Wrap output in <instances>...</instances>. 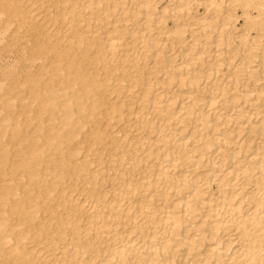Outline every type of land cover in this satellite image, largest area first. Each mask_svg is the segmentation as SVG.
<instances>
[{
    "label": "bare ground",
    "instance_id": "1",
    "mask_svg": "<svg viewBox=\"0 0 264 264\" xmlns=\"http://www.w3.org/2000/svg\"><path fill=\"white\" fill-rule=\"evenodd\" d=\"M151 1L0 0V39L5 38V32L25 33L24 37L20 32L23 39L21 41V38L17 40L14 37L19 43H14V38L12 40L14 47L16 44L14 51L20 57L17 60L14 58L13 66L9 64L13 67L8 72L9 76L6 74V78L8 76L11 80L10 83L5 82L8 85L6 87L3 81L0 82L6 87L1 89L5 92L0 95V108L6 115L5 120L3 118L1 121L4 125L5 122H11L17 107L13 103L26 96L24 94L20 98L13 97L16 100L11 101L12 104L9 103L11 97H8V103L5 99L8 96L5 93L14 92L13 88L17 89L16 81L20 79L26 82L25 85L21 81L33 101L37 100L38 105H41L39 107L49 111L47 119L50 121L42 122V108L38 107L41 117L37 115L39 124H35L39 128L43 129L41 123L52 122L54 110L59 109V96H66V100L63 97L64 101L60 104L63 102V108L68 107L63 110L64 116L60 115L61 127L57 120L59 124L46 125L48 128L45 126L46 131L56 128L54 132L44 130L37 134L40 139L34 137L35 141L42 140L40 145L34 144V140H31L33 136L28 139L34 146L29 144V147L27 144L29 148L22 152L20 161L17 157L16 161H9L7 146L16 142L14 147H18L16 144L27 138L28 130L24 133L22 124L10 123L9 131L12 129V133L9 139L0 140L1 175L4 172L0 177L7 175L5 170H9L12 176L21 167L20 175L24 174L30 186L35 184L36 187L32 193L28 189L29 194L23 183L16 182L19 177L9 176L11 180L15 178L11 183L14 181L17 185H22L17 190L19 197L13 199L11 195L12 200L6 204H9L12 215L16 213L21 216L17 219L14 214L16 217L13 219L14 215H11L12 223L9 224L13 225L10 228L8 224L9 233L16 232V229H20L21 233L24 229L20 227L22 223V227L26 226L25 222L27 226L31 225L34 218V221L38 219L42 222L49 215L47 222L55 225L50 229L51 224H45L44 227H39L44 222L37 224L39 229L47 231L46 235L43 233L42 243L46 242L41 248L37 246V250L35 245L41 242L36 237L40 232L36 222L32 225V228H37L38 235L35 233V239L38 244H34L32 238L36 251L26 248L30 252L33 250L31 256H27L29 252L26 254V249L24 251L25 239L29 238L31 232V237L34 236L30 226L31 232L26 230L31 233L28 237L25 234L28 232H24L21 237L17 235V240L11 233L19 243L10 241V246H4L6 242H1L5 238L2 236L8 233L5 230L8 229L0 227L2 232H6L3 235L0 231L3 238H0L3 264H236L239 255L243 258L238 264H264V81L258 84L259 79L264 80V68L261 72L257 71L262 76H255L252 70L251 75L248 71L250 75L246 77L254 78L250 82L247 79L242 81L243 77L240 78L237 72L233 79L224 78L220 83L222 69L219 67L224 65L221 63L224 54H218L217 60L209 64L211 60L206 59L208 55L204 53L205 50H195V42L185 45L182 35L186 32L188 20L193 19L199 26L207 28L215 16H211L213 19H206L205 10L204 15L201 13L203 16L196 17L194 12L184 17L183 11L188 12L192 6L199 5L206 8L210 6L209 11L212 12L221 10L224 0H183L185 2L179 6L182 0H178L177 8L175 6L170 12H173V19L181 17V21L178 20L180 22L173 23L174 26L171 27L163 25L165 21L157 17L161 27L157 30L160 29L158 32L169 39L170 47L159 38L161 35L151 31L152 24L156 22L150 17L154 6ZM237 1L239 0H233V3ZM240 1L243 4V0ZM258 1L256 12L264 16V3ZM246 4L248 5H243L246 7ZM168 9L167 5L161 6L160 16L167 15ZM141 14L145 15L142 21L139 20ZM245 16L247 20L250 19V15ZM43 19L44 30L52 29L48 35L43 30L44 33L39 32L38 25ZM260 20L263 22L258 24L264 26V18ZM215 21L214 23L217 22ZM230 21L223 22L224 29ZM222 28L218 29L220 37ZM205 30L199 35L208 39L206 34L209 30L207 29L206 34ZM193 33L195 32L191 34ZM230 37L227 35L223 40L218 38L221 40L220 45L232 42L235 36L232 39ZM245 38L243 35L240 39L245 43ZM256 38L254 36L247 40L252 41L248 45L254 43L253 48L261 46L262 49L257 50H263L264 44ZM215 46L218 47V44ZM220 50L217 48V51ZM261 50L258 53L264 54V50ZM167 51L173 55H166ZM241 51L249 54L241 55V60L236 63V70L242 64L248 67L249 64L246 63L252 55L248 52L249 49ZM256 55L255 51V57ZM263 56L261 59H264ZM229 57V60L233 59V56ZM149 58H153L151 64L146 63ZM176 58L179 60L176 61ZM163 62L165 64L162 65ZM172 62H176V65ZM204 62L208 63L206 68L201 66ZM31 66H36V70H31ZM219 70L220 77L216 75ZM224 74L225 72L222 76ZM200 78H211V84L202 85ZM231 82L235 87L233 91L232 86H228ZM18 84L22 87L21 83ZM105 90L115 94L106 97L103 94ZM123 90L124 95L120 96L119 92ZM251 92L256 94L252 96ZM19 104L24 105L21 102ZM61 109L58 110L59 113ZM27 110H30L29 106ZM56 112L55 116L58 114ZM32 120L36 122V118ZM88 122L91 124L89 128L83 129L88 131L87 134L83 131L80 133V128H84V124L88 125ZM113 123L120 127L124 123L122 129L120 128L121 135L117 132L119 126L115 134L110 128V132L106 129V125L108 128ZM39 128L36 127V131ZM121 130H118L119 133ZM116 132L120 137H116ZM77 133L82 134L80 140L86 143L85 146L81 143L84 150L81 154L78 149L80 141L79 145L74 141L78 148L74 147L76 145H69V142L81 137L74 138V135H79ZM110 134L111 140L107 139ZM2 135L1 133L0 136ZM58 137L60 139L57 140ZM22 144L26 145L20 143ZM15 153L21 155L19 151ZM49 154L51 155L47 158ZM54 154L56 156L50 159ZM77 154L81 156L78 157ZM46 158L51 162L49 166ZM33 159L35 162H32ZM41 162L48 163L46 166L42 165L51 170L53 174L48 173L52 174L51 178L47 174L39 175L49 170L43 169L46 170L43 172L41 169L42 172L39 173L37 166ZM39 166L42 167L41 164ZM110 170H113L111 174H107ZM256 172L257 175L254 174ZM3 184H0V214L6 208H2V204L5 206L2 200L9 194L8 189L11 187ZM65 186L70 187L69 192H65ZM97 191L100 194H96ZM18 193L14 192L15 196ZM60 207L63 211L60 210L59 213L57 210ZM40 210L49 215L45 214V219L43 216V219H36ZM0 216V226H5L7 217H4L5 214ZM17 223H21L20 226ZM46 225L50 226V230H47ZM233 230H236L235 236H231L234 233L230 231ZM9 237L7 240L11 239ZM38 237L42 238L40 235ZM236 238L240 241L239 247L233 249L232 244ZM28 240L30 244L31 240ZM209 241L214 245L209 246Z\"/></svg>",
    "mask_w": 264,
    "mask_h": 264
},
{
    "label": "rangeland",
    "instance_id": "2",
    "mask_svg": "<svg viewBox=\"0 0 264 264\" xmlns=\"http://www.w3.org/2000/svg\"><path fill=\"white\" fill-rule=\"evenodd\" d=\"M153 1H154V2H153ZM177 1H178V0H170V1H169V0H152V1H151V2H152L151 4H154V6H153V8H152V9H153V14H151L150 17H152V19H154L156 22H157V19H158V18H159L160 20H164L165 22H164L163 25L167 24L166 27L174 26V24L179 23V22L181 21V17H180V19H179V18H178V19H173L174 16L171 15L173 12H170V11H173V10H174L173 8H174L175 6H176L175 8H177V4H178V2H179V1H178V2H177ZM182 1H183V0H182ZM182 1L179 2L178 6H179L180 4H182V3L185 2V1H183V2H182ZM245 1H246V2H245ZM252 1H253V2H252ZM175 2H176V3H175ZM238 2H239L240 4L242 3L240 0L237 1L236 3H233V0H232V1H230V0H224L223 3L225 4V6H224V4H223L222 6H220V8L222 7L221 10L219 9V10H216V11H213V12H212V11H209V10H210V6L206 8V6H204V5H201V6L199 5V6H197V7H196V6H195V7L192 6V7H191L192 9H190L188 12H186V11L183 9V10H184V11H183V12H184V17H186V16H185L186 14H187V16H189L191 13H194V12H196V14H195L196 17H197V16H203L204 13H205V10H206L205 15L207 14V15H206V17H207L206 19H209L208 17H210V19H211V18L213 19V17L215 16V17H214L215 19H213L212 21H210V22H211L210 24H212V23H213V24H212L211 26H210V24L207 25V28H206V26H205L206 30H205V28H204L203 26H199L198 24H196V21H195V20H194V22H193V19L188 20V21H187V25H188V26H187V25L185 26V28H186V30H185L186 32H184V33H185V34H184L185 36H184V35H182V36L184 37L183 39H184V41H185V45H190V44H192V42H193V44H194V42H195V47H196L195 50H202V49H203L202 51L205 50L204 53H206V55H208V56H206L205 54H203V55L206 56V59H207V60L209 59L208 61L211 60V61L209 62V64H213V62H215L214 60H217L216 57H218V56H217L218 54H221V56L224 54V55H223L224 58H223V60H222V62H221L222 64L224 63V65H223L222 67H219V69H220V68L222 69V73L220 72L221 70H219V73L216 74V75H218V77H220V75H221V74L223 75V73L225 72L224 76L221 75V77H220V83L223 82L224 78L227 79V80H231V79H233V77H236L237 74L240 75V78L243 77V78L241 79L242 81H243V80L246 81L245 79H247V80L250 82V81H252V79L254 80V78H253V77L247 78V77H248L250 74L252 75V73H255V74H256V75L254 74L255 76H257V75L260 76L262 73L259 74V73H257V71H258V72H259V71L261 72V71H263V68H264V65H263V64H264V61H263L264 59H261V58H262L261 56H263L264 54H263V53H258V52H260V50L262 49V47H261V46H260V47L257 46V48H256V47L254 46V48H256V49H254V48L252 47V45H255V44L253 43L252 45L249 46V45H248V42H250V41H247V40H249V39H251V38H253V37L255 36V37H257L256 39H259V40H257V41H260V43L262 42L261 44H264V31H263V30H264V26H263L262 24H258V23H262V22H263V20H260V18H264V16H263V15L260 16V15H258L257 12H256V9H257V7H258L257 4H256L257 0H243V4H244V3H248V5H247V4H246V5L249 6V7L246 6L247 8H246L245 5H243V4H241V6H239L240 4L238 5ZM258 2H260V0H259ZM261 2L264 3V0H261ZM232 3H233V4H232ZM254 3H255V4H254ZM251 4H252V5H251ZM164 5H167V7L169 8V9H168V10H169L168 12H169L170 14L168 13L169 15L167 14V15L160 16V15H162V14L160 13L161 6H164ZM242 5H243V6H242ZM253 6H255L256 8L253 7ZM154 7H155V8H154ZM170 8H171V9H170ZM172 9H173V10H172ZM194 9H195V10H194ZM263 9H264V7H263ZM191 10H192V11H191ZM198 12L200 13L199 15H198ZM203 12H204V13H203ZM246 12H247V13H246ZM201 13H202L203 15H202ZM244 14H245V15H247V14L250 15L249 18L251 19V17H252V20H251L252 22L250 21V19L247 20V19L245 18V17H247V16H245ZM253 15H256V17H258L259 19L256 18V17L253 16ZM171 16H172V17H171ZM211 16H213V17H211ZM157 17H158V18H157ZM144 18H145V15H143V14L139 15V20L142 21V20H144ZM255 18H256V19H255ZM172 19H173V20H172ZM244 19H245V20H244ZM178 20H180V21H178ZM182 20H183V19H182ZM215 20H216L217 22H216ZM227 20H231V21H230V24H228L229 26L226 25L227 27L224 29L225 26H224V25L222 26V24H224ZM255 20H256V21H255ZM257 20H260V22L257 21ZM42 21H43V22H42ZM155 21H154V22H155ZM214 21H215L216 23H214ZM253 21H254V22H253ZM156 22H155V23H156ZM162 22H163V21H162ZM223 22H224V23H223ZM155 23L152 24V28H153V29L151 30L152 33H153V34H156V33H157V34H159V35L163 34V33H161V32H158L160 29L157 30V28H161V27L159 26L158 22H157V24H155ZM173 23H174V24H173ZM192 23H193V25H191ZM219 23H220V24H219ZM231 23H232V26H231ZM251 23H252V24H251ZM44 24H45L44 19L41 20V22H39V25H38V28L40 29L39 32H41V33L46 32L47 35H48L52 29H50V31H48L49 29H47V30L45 31V30H44V29H45V26H43ZM160 24H161V23H160ZM214 24H215V26H214ZM255 24H256V25H255ZM257 24H258L259 26H258ZM157 25H158V26H157ZM217 25H218V26H217ZM208 26H209V27H208ZM230 26H231V27H230ZM202 27H203L204 30H205V34L208 33V30H209V33L206 34V35L209 36L208 39H206V38H207L206 36L203 37V35H201V36L199 35V33H201L202 31H204V30H202V29H203ZM222 27H223V28H222ZM260 27H261V28H260ZM262 27H263V28H262ZM221 28L224 30V31L222 30L221 37H222V36L226 37L227 35H228V36H231V37L235 36V37H233V40H231L232 42H230V43H232V44L229 43V44H230V45H229V44H224V43H223L224 45H220L219 42H220L221 40L218 39V38H221V37H220V35H218V29L221 30ZM230 28H231V30H228V29H230ZM197 29H198V30H197ZM200 29H201V30H200ZM207 29H208V30H207ZM42 30H43L44 32H43ZM259 30H261V31H259ZM139 31H140V30H139ZM196 31H197V32H196ZM198 31H199V32H198ZM227 31H228V33L232 31L233 33L231 32V33H229V34H232V35L234 34V35H233V36H232V35H229V34L227 33ZM258 31H259L260 33H258ZM20 32L23 33V31H17V32L14 31V32H11V33H10V32H8V33L5 32V38H4L3 40L0 39V47H1V49H2V50H0V78H1V79H0V82L3 81V82H4L3 85L5 84V82L7 83V81H8V83H10L9 81H11V80H10V78L8 77V76H9L8 72L13 68V67H11V66L14 65L13 62L15 61V59L17 60V58L20 57V56L18 55L19 53L17 52V55H18V56H17L16 53H15V51H14V48L16 47V44H17L16 42L19 43V41L23 40V39H22V35L25 37V35H24L25 33H23V34L21 35ZM141 32H142V30H141ZM192 32H195V33L191 34ZM9 33H10V34H9ZM197 33H198V34H197ZM225 33H226V34H225ZM16 34H17V35L20 34V36H16ZM210 34H211V35H210ZM224 34H225V35H224ZM257 34H258L260 37H258ZM261 34H263V35H261ZM0 35H1V34H0ZM13 35H14V36H13ZM42 35H43V34H42ZM163 35H164V34H163ZM163 35H161V37H159V38H160V39L162 38V41L165 42V44H167L168 47H170V41H168L169 39H167V37H163ZM194 35H195V36H194ZM196 35H197V36H196ZM240 35H242V36H243V35L246 36L247 40L245 41V43L243 42L242 39H240V38L242 37V36H240ZM157 36H158V35H157ZM192 36H193V37H192ZM198 36H199V37H198ZM237 36H238V37H237ZM14 37H15V38L17 37V38H16L17 40H19L20 38H21V39H20L19 41H17ZM24 37H23V38H24ZM200 37H201V38H200ZM224 37H222L221 39H222V40H223V39H226V38H224ZM231 37H230V39H232ZM0 38H1V36H0ZM2 38H3V37H2ZM13 38H14V40H13ZM163 38H164V39H163ZM196 38H198V39H196ZM246 38H245V39H246ZM205 39H206V40H205ZM12 40L14 41V43H16V44H14L15 47L13 46V43H12L13 41H12ZM195 40H197V41H195ZM203 40H204V41H203ZM215 40H216V41L218 40V42H216ZM15 41H16V42H15ZM206 41H207V42H206ZM10 42H11V44H10ZM216 43L218 44V47L215 46ZM241 43H244L245 46H244L243 44H241ZM246 43H247V45H246ZM250 43H252V41H251ZM250 43H249V44H250ZM225 45H227V47H226ZM228 45H229L230 47H229ZM237 45H238V46H237ZM221 46H222V47H221ZM10 47H11V48H10ZM185 47H186V46H185ZM207 47H208V48H207ZM215 47H216V49H215ZM220 47H221V48H220ZM242 47H243V49L246 50V51H248V49H249L248 52H250V55H251V53H252V55L250 56L251 58L249 57V61L246 63V64H249V65H247L248 67H246L245 64H242V65H244V66H243L244 69H243V67H241L242 65H240V68H239V69L237 68V70H236V68H235V67L237 66L236 63L238 64L237 61L241 60V55H244V54H245L244 56H246L247 54H249V53L246 54L245 51H241V50H243ZM248 47H249V48H248ZM250 47H251V49H250ZM5 48H6V49H5ZM217 48H218V50H220V49H221V50H220V51H217ZM222 48H223V49H222ZM238 48H239V49H238ZM240 48H241V49H240ZM258 48H261V49H260V50H257ZM252 49H253V51H251ZM230 50H231V51H230ZM232 50H233V51H232ZM234 50L236 51V53H235ZM238 50H240L241 53H240V52H237ZM263 50H264V49H263ZM263 50H261V52H262ZM221 51H222V52L224 51V52L222 53ZM255 51H256V54H257V55L260 54V56H259V55H258V56L256 55V57H255ZM220 52H221V53H220ZM263 52H264V51H263ZM169 53H170V52L167 51V54H166V55H173V53H172V54H169ZM202 53H203V52H202ZM231 53H232V54H231ZM235 54H237V55H235ZM253 54H254V56H253ZM261 54H263V55H261ZM229 55H230L231 57L233 56L234 61H232V60H233L232 58H231V60H229V58H230ZM234 55H235V56H234ZM108 56H110V55H108ZM219 56H220V55H219ZM225 56H226V58H225ZM239 56H240V57H239ZM207 57H209V58H207ZM263 57H264V56H263ZM14 58H15V59H14ZM225 59H226V62H227V63L224 61ZM251 59H252V60H251ZM13 60H14V61H13ZM154 60H155V59H154ZM156 60H157V59H156ZM178 60H179V59L176 58V61H178ZM207 60H205V61H207ZM227 60H228V61H227ZM250 60H251L252 63L250 62ZM255 60H256V61H255ZM212 61H213V62H212ZM261 61H263V62H261ZM147 62H148V63H147ZM149 62H150V63H149ZM152 62H153V58H152V59L149 58L148 61H146L147 64H151ZM211 62H212V63H211ZM230 62H231V63H230ZM174 63H175V65H176V62H172L173 65H174ZM200 63H201V62H200ZM204 63H205V62H204ZM204 63L201 65L202 67L208 66V65H207L208 63H207V62H206L207 64H206V63L204 64ZM261 63H263V64H261ZM9 64H10L11 66H10ZM161 64L163 65V64H165V63L163 62V63H161ZM250 65H251L252 67H251ZM253 65H254V66H253ZM220 66H221V65H220ZM227 66H228V67H227ZM9 67H10V69L8 70ZM249 67H251V69H250ZM260 67H261V68H260ZM36 68H37L36 66H34V67L31 66V70H33V69L36 70ZM168 68H170V67L168 66ZM205 68H206V67H205ZM234 68H235V70H234ZM260 69H261V70H260ZM243 70H244V71H243ZM251 70L253 71L252 73L250 72ZM254 70H255V72H254ZM241 71H242V73H241ZM248 71L250 72V74H249ZM5 72H6V73H5ZM231 72H233V73H231ZM237 72H238V73H237ZM244 72H245V74H244ZM247 72H248V73H247ZM4 73H5V74H4ZM9 73H10V72H9ZM220 73H221V74H220ZM235 73H237V74H235ZM6 74L8 75L7 78H6ZM227 74H228V75L230 74V75L228 76ZM3 75H5V76L3 77ZM241 75H242V76H241ZM244 75H245V76H244ZM43 76H45V75H43ZM246 76H247V77H246ZM261 76H262V75H261ZM228 78H229V79H228ZM263 78H264V77H263ZM2 79H3V80H2ZM4 79H6V81H5ZM222 79H223V80H222ZM197 80H199V79H197ZM210 80H211V78H209V79H205V80H203L202 78H200L199 82H201L202 85H203V84L210 85V84H211V81H210ZM21 81L23 82L24 80L20 79L19 81H16V82L21 83L22 87H23L24 84L26 85V82H25V81H24V84H22ZM263 81H264L263 79H259V81H258L259 83H258V82H257V83H258V84H261ZM218 82H219V80H218ZM218 82H217V83H218ZM8 83H7V84H8ZM18 83H17V84L15 83V84L17 85V86L15 85V87H17V89H16V88H13V89H12L14 92H10V91H9L10 93H9V92L5 93V95H8V96H5V99H6L7 103H8V101H9V98H8V97H11L9 103L12 104L11 101H13V100L15 101V100H16L15 98H20L21 96H25V95H26V96H25V98L22 97L20 100L17 99V100H16L17 102H16V101H15V102L13 101V102H14L13 104H14L15 106H17L16 109H14V114H15V115L12 114V118L14 117V118H13L14 121H12L13 119L11 118V119H10L11 122H8L9 124L7 123L8 126H6V127H5V125H7L6 122L4 121V122H5V125H4V123L1 121V119H3L6 115H5V113H3L4 110L0 108V112H1V113H0V121H1V122H0V125H1V124L4 125V126H2V125L0 126V135H1V133H2V134H3L2 136H4L3 139H1L2 136H0V140H1V141H6V140L9 139L10 134L12 133V129H11V131H9L10 128H11V127H10L11 124H12V125H14V124H16V123H17V124L19 123V125L22 124L21 126L23 127V131L25 130L24 133H25L27 130H28L29 133L26 132L27 138L24 139L25 141L22 140V141L20 142V143H26V145H24V144L20 145V143H17L16 145H17L18 147H16V148L14 147L16 142L13 143L14 145H13V144H12V145L10 144L11 146H10V145H8V146L6 145L7 147H9V148H7L8 150L6 151V153L8 154V158L10 159L9 161H11V160H13V161L15 160V161H16V158H15V157H17L18 161H20L21 156H22V152L24 153L26 150H28L27 148L31 147L30 145L34 146L33 144L30 143L31 140H34V144H35L36 146L40 145L41 143H39V142H42V140H39V141L36 140V141L38 142V144H37V142L35 141V139L37 138V134H38L39 132H41V131H42V132H43L44 130L46 131V129L48 128L47 126H48L49 124H52V123L55 124V123H58V121H59V123L62 122V121H60V119H62L61 117L64 116V112H63V110H65L66 108H68V107H64L65 109L63 108V105H64L63 102L61 103V104H63V105L60 104L61 101H64L63 99L66 100V98H65L66 96H65V95H61L62 98L64 97L63 99L59 96V99H60V100L57 99V101L59 102L57 107H58L59 109L63 108V109H61V113H59V112H60V111H58L59 109L56 108L58 114H56V116L54 115L55 112H56V109H55L54 112H53L54 114H52V117H53V119H54L56 122H55L53 119H51L52 122H49V124H46V122H44L45 125H44V123H41V124H42V128H43V129H41V128H39V127L37 126V124H35V123H38V122H37V120L39 119L38 116H40V114L42 113V114H41V115H42V118H43L42 122H43V121H46V120H49V119H47V118L49 117V115H50L49 113H47V112H49V111L45 110L43 107H39V106H41V105H40V104L38 105V101H37V100H34V101H37V103L34 102L33 99H32V98L29 96V94L26 92V90H24L25 85H24V87L22 88V87L18 86V85H20V84H18ZM7 84H5L4 86L7 87V86H8ZM232 84H233V83L231 82V83H229L228 86H229V87L232 86L233 89L231 88V90L233 91V90H235V87H234V85H232ZM0 86H2V83H0ZM4 86H2V88H0V90L3 89ZM6 87H4V89H5ZM19 87H20V88H19ZM110 87H111V86H110ZM21 88H22V89H21ZM14 89H16V91H15ZM19 89H21V90H20L21 93L18 92ZM116 89H117V88H116ZM118 90H119V89H118ZM2 91H3V92H2ZM4 92H5V90H1L0 95H3ZM17 92H18V94H17ZM22 92H23V93H22ZM104 92H105V93H104ZM104 92H103V94H104L106 97H110V96H113V95L115 94L114 92H112L113 94L109 93L108 90H107V91L105 90ZM8 93H9V94H8ZM11 94H12V95H11ZM15 94H17V95H15ZM24 94H25V95H24ZM107 94H108V95H107ZM125 94H126V93H125ZM253 94H254V92H251L250 95L254 96V95L256 94V92H255L254 95H253ZM10 95H11V96H10ZM119 95H120V96H121V95H124V90L121 91V93L119 92ZM15 96H16V97H15ZM18 96H19V97H18ZM13 97H15V98H13ZM27 98H28V99H27ZM29 98H30V99H29ZM57 98H58V97H57ZM11 99H12V100H11ZM26 99H27V100H26ZM61 99H62V100H61ZM112 99H113V98H112ZM21 100H22V101H21ZM25 100H26V101H25ZM19 101H20L21 103H23L24 105H20V104H19V103H20ZM28 101H29V102H28ZM32 101H33V102H32ZM240 101H241V99H240ZM240 101H239V102H240ZM253 101H255V100H253ZM26 102H27L28 104H27ZM31 102H32V103H31ZM251 102H252V101H251ZM258 102H260V101H258ZM64 103H65V102H64ZM18 105H20V107H19ZM33 105H34V106H35V105H38V106L33 107ZM59 105H60V106H59ZM22 106H23L24 108H23ZM26 106H27V107L29 106V109H30L29 111H31V112H29V111L27 110V107H26ZM61 106H62V107H61ZM65 106H67V105H65ZM0 107H1V102H0ZM38 107H39V108H42V110H41L42 112L40 111V109H38ZM20 108H21V109H20ZM25 108H26V109H25ZM32 108H33V109H32ZM18 109H19V110H18ZM23 109H24V111H23ZM43 109H44V110H43ZM2 110H3V111H2ZM21 110H22V111H21ZM45 111H46V114H45ZM4 112H5V111H4ZM27 112H29V113H27ZM40 112H41V113H40ZM57 112H56V113H57ZM20 113H21V115H20ZM23 113H24V114H23ZM1 114H2V117H1ZM17 114H19V115H17ZM61 114H62V116L60 117ZM13 115H14V116H13ZM24 115H25V116H24ZM27 115H28V116H27ZM32 115H33V116H32ZM37 115H38V116H37ZM18 116H19V117H18ZM23 116H24V117H23ZM30 116L33 117V118H36V122L33 121V120H32L33 118H31ZM45 116H46V117H45ZM15 117H16V119H17V117H18L19 119L16 120ZM26 117H30V118H26ZM40 117H41V116H40ZM54 117L57 118V119H55ZM21 118H22V119H21ZM44 118H46V119H44ZM59 118H60V119H59ZM77 119H78V117H77ZM4 120H5V118H4ZM28 120H29V121H32V123L30 124ZM57 120H58V121H57ZM75 120H76V118H75ZM16 121H18V122H16ZM49 121H50V120H49ZM102 121H103V120H102ZM13 122H14V123H13ZM26 122H28V123H26ZM10 123H11V124H10ZM33 123H34V124H33ZM47 123H48V121H47ZM59 123H58V124H59ZM86 123H87V122H86ZM86 123H85V124H86ZM102 123H103V122H102ZM38 124H39V123H38ZM75 124H76V123H75ZM85 124H84V128H83V127L80 128V130H81L80 133L83 131L84 134H85V133L87 134L88 131H85V130H87L86 128H89L88 126H90L91 124H90L89 122H88V125H85ZM89 124H90V125H89ZM113 124H114V127H113ZM113 124H110V125H112V126L109 125L108 128H107V125H106V126H105L106 129L108 130V129L110 128L109 130H110V131L112 130V132L114 133L115 130H116V128L119 126L118 129H117V132H118L119 135H121V132H122L121 129H122V127L124 126V123H123V125H122V123H121V125H122L121 127H120V125H118L117 123H116V124L113 123ZM27 125H28V126H27ZM29 125H30V126H29ZM46 125H47V126H46ZM55 125H56V124H55ZM59 125H60V127H61V126H62V123H60ZM242 125H243V124H242ZM245 125H248V123H246ZM245 125H244V126H245ZM45 126H46L47 128H46ZM85 126H86V127H85ZM115 126H116V127H115ZM36 127L39 128V130L37 129V131H36ZM58 127H59V126H58ZM2 128H3V129H2ZM4 128H5L6 130H5ZM24 128H25V129H24ZM120 128H121V129H120ZM55 129H56V128H54V130L52 129L53 132L55 131ZM83 129H85V130H83ZM1 130H2V131L5 130V131H4V132H1ZM7 130H8V131H7ZM52 130L50 129V130H47V131H48V132H51ZM109 130H108V131H109ZM113 130H114V131H113ZM118 130H121L120 133H119ZM47 131H46V132H47ZM84 131H85V132H84ZM110 131H109V132H110ZM5 132H6V133H5ZM8 132H9V134H8ZM117 132H116V137H117V136L120 137V136L117 134ZM113 133H112V134H113ZM5 134H6V136H5ZM28 134H29V136H28ZM77 134H79V133H77ZM114 134H115V133H114ZM114 134H113V136H115ZM8 135H9V136H8ZM26 135H24V136H26ZM35 135H36V136H35ZM32 136H33V138L31 139ZM75 136H76V137H77V136H78V137L81 136V137H80V138H75ZM83 136H84V135H83ZM111 136H112L111 134H110L109 137L107 136V137H108L107 139L110 138V140H111ZM29 137H30V138H29ZM34 137H36V138H34ZM23 138H24V137H23ZM72 138H73V137H72ZM72 138H71V141L73 140ZM74 138H75L76 140L74 139V140L72 141L73 143H72V142H69V145H70V146H74V145H76V146H74V147H77V146L79 145V143H80V145H81V143H82L83 146L86 145L85 142L83 143V142H81V140H80V139H82V134L74 135ZM113 138H114V137H113ZM28 139H31V140H28ZM37 139H40V138H37ZM55 139H56V138H54V141H57V140L60 139V138L58 137L57 140H55ZM77 139H79V140L77 141ZM23 141H24V142H23ZM74 141L77 142V143H78L79 141H80V142H79L78 145H77V144H74ZM71 143H72L73 145H72ZM18 144H19L20 146H19ZM27 144H28L29 147L27 146ZM29 144H30V145H29ZM80 145L78 146L79 148H78V147H77V148L81 150V152H80V154H81L82 151L84 152V150H83L82 145H81V147H82V149H81ZM12 146H13V147H12ZM25 146H27L26 149L24 148ZM19 147H20V148L23 147L24 149H23V148L20 149ZM14 148H15V150H14ZM84 148H85V147H84ZM17 149H18V150H17ZM62 150L64 151V146L62 147ZM66 150H67V148L65 149V151H66ZM8 151H9V152H8ZM13 151H14V152H13ZM15 151H17V152H18V151L21 152V155H20V154H16ZM11 153H12V154H11ZM14 153H15V155H14ZM80 154H77L78 157L81 156ZM17 155H19V156H17ZM50 155H51V154H49V156L47 155V158H49ZM52 155H53V154H52ZM55 156H56V154H54V156H51L50 159H52V157H55ZM19 157H20V159H19ZM11 158H12V159H11ZM14 158H15V159H14ZM47 158H46L45 160H46V162L49 163V161H47ZM48 160H49V159H48ZM32 162H35L34 159L32 160ZM46 162H44V163L41 162V163H40L41 166H42L41 168H40V166H39L40 164H39V165L37 164V165H38L37 167H39L38 172H39V171L42 172L43 169H46V170L49 169V168H47V167L44 168V167L48 164V163H46ZM42 164H43V165L46 164V165L43 166ZM50 164H51V162L48 164V166H49ZM20 169H22V168L20 167ZM20 169H18V172H17V170L14 171V172H13L14 174H13L12 176L14 177V176L16 175L15 177H19V178H18L19 181H16V182L23 183V184L25 185V186H24L25 189H26L25 191H28L29 194H30V190H28V189H31V193H32V191H35V189H36L35 184H32V187H33V185H34V187L32 188V187L30 186V185H31L30 182L28 183V180L26 179V176H24L23 173H22L23 175H20V173L22 172V170H20ZM41 169H42V170H41ZM55 169H56V168H55ZM55 169H54V170H55ZM19 170H20V173H19ZM46 170H43V172H45ZM48 171H49V172H48ZM112 171H113V170H112ZM112 171L110 170V171H109L110 173L108 172L107 174H111ZM6 172H7V173H6ZM15 172H16L17 174H15ZM23 172H25L24 169H23ZM41 172H39V173H41ZM53 172L55 173L56 170L53 171ZM3 173H4V172H3ZM3 173H2V175H3ZM5 173H6L7 175L4 174L3 178L0 177V180L2 179V182L0 181V182H1L0 184H1V185H2L3 183H4L3 185H7V184H8V186H11V187L8 189V190H9V194L7 193L9 196L6 194L8 197L6 196V198L3 199L4 201L2 200L3 203L5 202V206H4V204H2V206H3L2 208L4 209V208L6 207L4 210H8V211H4V210L2 209L3 212L0 214V215H2V217H3L4 214H5L4 217H7V221H6L7 224H6L5 226L2 225L3 227H2V226H0V227H1V228H4V229H5V228L8 229V230H5V231L8 232V233H6V232H2V231H1L2 229H1V230H0L1 233H2L3 235H4V233H6L7 235H6V236H5V235L2 236V234H0V238H2V237H5V238H6V239L4 238L6 241H5L3 238H2L3 240L1 241V239H0V241H1V242L4 241L3 243L6 242V243L4 244V246H10L11 242H15V244H16V243H17V244L19 243V241L16 242V241L19 239L17 235H19L20 237L23 236V233H24V232H28V231H26V230H30V232H31L30 227L32 228V225H35V224L37 225V224H41L42 222H44L43 225H40V226L37 225V227H38V226H39V227H41V226L44 227L45 224H49V225L51 224V225H50L51 227H50L49 225H46V226L48 227L47 230L52 229L53 226H55V225H54L53 222H52V223H50V222L48 223L47 220L50 218V217H49L50 215H49L46 211H41V210H40V215L36 216V219H37V218H39V220H40V218L43 219L42 216L44 217L45 214H48L49 216L46 215V216H47V219H45V218H46V216H45V217H44L45 220H42V222H41V221L39 222L38 219L34 221V219H35V218H34V219L31 221V222H33V224H31V223L29 222L31 225L28 224V226H27V223L25 222L24 225L26 224V226H24V227H22V226H23V223H22V224L20 223L21 226H20V224L17 223V226L19 225L21 228H24V229H25L26 227H29V226H30V227H29V229L27 228V229H25V230H24V229H23V230L21 229V230H22V231H21L22 234L19 233V230H20V229H16V230H17L16 232L14 231V232H10V233H9L10 228H11L10 226L13 225V224H12V225L9 224V223L11 222L10 219H12V217H11L12 212H11L10 209H9V204H8V205H6V204L9 202V200H12V199H11V195H12V198H13V199L16 198V197H19V193H18L17 190H19V189L21 188L20 186H22V185H20V186L17 185V183L14 182V181H15V178H12V180L14 179V181H13V183H11V182H12V180H11V177H12V176H11L10 174H12V173H11L9 170H8V171L5 170ZM48 173H49V174L52 173L50 169L47 170V172H45V173H43V174H39V175H40V176H41V175L44 176L45 174H47L48 176H47V175H46V176L49 178V177L53 174V173H52L51 175H49ZM104 173H105V172H104ZM254 174L257 175V172L254 173ZM2 175H1V172H0V176H2ZM5 176L7 177V180H6V177H5ZM9 176H11V177L9 178ZM23 176H24L25 178H23ZM8 178H9L10 180H9ZM50 178H51V177H50ZM3 179H4V181H3ZM16 180H17V178H16ZM23 180H24L25 183L23 182ZM25 180H26V181H25ZM81 181H82V180H81ZM8 182H10V183L13 184V185H10ZM5 183H6V184H5ZM26 183H28L29 185L26 184ZM14 184H15V185H14ZM26 185H27V186H26ZM64 185H67V184L65 183ZM64 185H62V187H64ZM16 186H18V187H16ZM29 186H30V187H29ZM0 187H2V186H0ZM26 187H27V188H26ZM28 187H29V188H28ZM11 188H12V189H11ZM15 188H17V189L14 190ZM66 188H67V187L65 186V188H64L65 192H67V191L69 192V191H70V187H68L69 189H68V188L66 189ZM215 189H216V186L214 185V187H213V191H215ZM12 190H13V192H11ZM14 192H17L18 194L15 196L16 193L14 194ZM10 193H11V194H10ZM74 194H76V192H75ZM96 194H100V192L97 191ZM76 195H77V194H76ZM7 198H9V199H7ZM32 198H33V197H32ZM30 199H31V198H30ZM33 200H35V199H33ZM33 200H32V201H33ZM32 201H31V202H32ZM32 203H34V201H33ZM50 203H51V202H48V204H50ZM7 206H8V208H7ZM33 208H34V206H32V210H33ZM51 208H52V207H51ZM60 208H61V207H60ZM60 208H58V210H57V211H59V213H60V210L63 211L62 208H61V209H60ZM4 212H7V213H4ZM9 212H10V213H9ZM43 212H44V213H43ZM247 212L249 213L250 211H247ZM41 213H43V215H42ZM6 214H7V216H6ZM14 214H16V213H13V215H14ZM37 214H39V211H38ZM9 215H10V216H9ZM13 215H12V216H13ZM8 216H9V217H8ZM16 216H17V214H16ZM16 216L14 215L13 219H14ZM19 216H20V215L17 216V219L19 218ZM39 216H41V217H39ZM0 217H1V216H0ZM20 217H21V216H20ZM48 217H49V218H48ZM8 220H9V222H8ZM35 222H36V223H35ZM11 223H12V222H11ZM34 223H35V224H34ZM8 224H9V227H10V228L7 227ZM17 226H16V227H17ZM20 227H17V228H20ZM35 227H36V226H35ZM39 227H38V229H37V228H36V229L39 230V232H40L39 235H40V237H42V238H40V239H39V237H38L39 235L37 234L38 232H36V229H35L34 227L32 228V231H34V236L31 237V235H33V232H31L32 234H31L30 232L25 233L26 235L28 234L27 236L25 235L26 237H28L29 234H31V235L29 236V238H28V239H30L31 241H30V244H29V240H28V239H25L26 242H27L29 245H27V243L25 242L26 246H24V247H25V248H24V251H26L28 248H30V249H34L35 246H36L35 249L37 250L39 247L41 248V247L44 245V243L46 242V241H45V242L42 243V241H43V237H44L43 235H44V234L46 235L47 231H46L45 229H44V230L42 229V230H43V232H42L41 228L39 229ZM49 227H50V229H49ZM33 229H35V230H33ZM40 230H41V231H40ZM3 231H4V230H3ZM11 231H12V230H11ZM44 231H45V232H44ZM234 231H236V230L230 231V233H234ZM11 233H13V235L17 237V238H16L17 240H15V237H14V236H11V235H12ZM15 233H18V234H15ZM35 233L38 235V236L36 235V236H37V237H36L37 241L39 240L38 242H41L42 244L39 243V244H40V245H39V244L37 243V241H36V239H35ZM43 233H44V234H43ZM253 233H254V232H253ZM9 234H10V235H9ZM20 234H21V235H20ZM41 234H42V235H41ZM1 236H2V237H1ZM9 236H11V237H9ZM231 236H235V233H234L233 235H231ZM8 237L11 238L13 241H12L11 239H10V240H9V239L7 240ZM13 237H14V238H13ZM32 238H33V240H34L35 243L33 242ZM40 240H41V241H40ZM44 240H45V238H44ZM63 240H64V242H65V238H63ZM63 240L61 239L60 241H62V243H64ZM10 241H11V242H10ZM237 241H238V242H237ZM1 242H0V243H1ZM33 243H34V244L37 243L38 245H35V246H34ZM60 243H61V242H60ZM209 243H210L209 246H213V245H214V244L211 245L212 241H211V242L209 241ZM239 243H240V241L237 240V238H236L235 241H234L233 244H232L233 249H234V248H235V249L238 248V247H239V245H238ZM7 244H9V245H7ZM15 244L13 243L12 245H15ZM12 245H11V246H12ZM30 245H31V246H30ZM27 246H29V247H27ZM37 246H39V247H37ZM26 248H27V249H26ZM25 249H26V250H25ZM30 249L27 250V252H26V254H28V252H29V254H28L27 256H29V255L31 256L30 253L33 252V250H31L32 252H30ZM35 249H34V251H36ZM42 249H43V250H42ZM42 249H41V250L44 251L45 248L43 247ZM32 254H33V253H32ZM0 256H1V255H0ZM32 256H33V255H32ZM242 258H243V256H240V255H239V257L236 259V264L240 263L239 261H240ZM2 259H3V256H1V259H0V260L2 261ZM3 260H4V259H3ZM1 261H0V263L3 264V261H2V262H1ZM31 262H32V261H31ZM29 263H30V262H28L27 264H29Z\"/></svg>",
    "mask_w": 264,
    "mask_h": 264
}]
</instances>
